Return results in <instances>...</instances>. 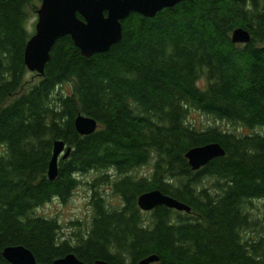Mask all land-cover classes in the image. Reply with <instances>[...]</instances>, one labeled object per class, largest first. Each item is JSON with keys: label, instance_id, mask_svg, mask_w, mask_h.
I'll list each match as a JSON object with an SVG mask.
<instances>
[{"label": "trees", "instance_id": "trees-1", "mask_svg": "<svg viewBox=\"0 0 264 264\" xmlns=\"http://www.w3.org/2000/svg\"><path fill=\"white\" fill-rule=\"evenodd\" d=\"M39 3L0 0V264H11L1 254L9 245L28 248L35 264L70 252L88 263L138 264L155 254L153 264H264V0H185L152 18L131 13L121 39L90 57L60 37L29 84L26 24ZM239 26L249 42H232ZM190 109L251 132L196 126ZM78 112L98 128L80 135ZM56 139L71 151L50 180ZM209 142L225 154L192 170L184 153ZM147 164L148 178L130 174ZM109 169L123 204L110 209L94 191L91 225L76 242L56 218L34 213L70 196L79 174L95 170L106 182ZM152 189L190 211L143 213L138 195Z\"/></svg>", "mask_w": 264, "mask_h": 264}, {"label": "water", "instance_id": "water-1", "mask_svg": "<svg viewBox=\"0 0 264 264\" xmlns=\"http://www.w3.org/2000/svg\"><path fill=\"white\" fill-rule=\"evenodd\" d=\"M185 0H40L36 9V22L33 34L28 38L23 52L27 70L38 75L44 73L49 53L55 41L63 36H70L74 45L84 57L107 51L122 36L121 22L131 13H138L152 18L166 7H172ZM233 43H247L249 31L236 27L231 33ZM95 118L78 113L74 127L80 135H89L96 130ZM68 157L71 147L61 139L53 142L52 154L47 168V176L53 180L58 173V159ZM223 155L219 143H207L190 148L185 156L193 169H198L210 159ZM137 205L143 211H150L158 205H164L178 211H190L185 203L163 194L158 189L141 193ZM5 260L11 264H35L33 253L22 245H9L1 250ZM158 260L155 254L140 259L138 264H153ZM53 264H109L104 260L87 263L73 253L53 260Z\"/></svg>", "mask_w": 264, "mask_h": 264}, {"label": "rangeland", "instance_id": "rangeland-1", "mask_svg": "<svg viewBox=\"0 0 264 264\" xmlns=\"http://www.w3.org/2000/svg\"><path fill=\"white\" fill-rule=\"evenodd\" d=\"M36 19L37 16L35 13L34 16L28 19L26 26L29 33L33 32ZM25 78L29 84L39 80V76L30 71H27ZM64 89L68 92L70 91L68 86H65ZM188 117L192 123L199 127L217 126L222 130L236 134H247L251 132V130L245 126L231 124L223 120L212 119L201 111L194 109H190ZM108 171H110V174L106 182L100 178L101 173H97L95 170L79 174L78 178L80 183L72 190L70 196L65 200L54 197L51 201L36 207L34 213L56 218L61 226L60 232L63 237L76 242L75 239L77 236L80 235L81 232H86V229L91 225V220L94 214L91 205V195L94 191L99 193L110 209L118 208L123 204L121 197L113 192L111 185V181L119 176H117V173L112 169H109ZM151 171V165L147 164L137 170L131 171L130 174L135 178H148ZM261 209L263 210L262 217L264 218V205H261ZM142 212L146 214L147 211ZM258 213L261 214L260 212Z\"/></svg>", "mask_w": 264, "mask_h": 264}, {"label": "bare ground", "instance_id": "bare-ground-1", "mask_svg": "<svg viewBox=\"0 0 264 264\" xmlns=\"http://www.w3.org/2000/svg\"><path fill=\"white\" fill-rule=\"evenodd\" d=\"M249 34H250V33H249ZM250 38H251V36H250ZM249 41H250V40H249ZM249 41H248V42H249ZM49 56H50V53H49ZM49 58H50V57H49ZM78 113H79V112H78ZM78 113H77V114H78ZM80 113H81V112H80ZM77 114H76V115H77ZM75 117H76V116H75ZM74 119H75V118H74ZM97 123H98V122H97ZM98 126H99V125H98ZM98 126H97V128H98ZM97 128H96V129H97ZM209 143H212V142H209ZM214 143H215V142H214ZM205 144H207V143H205ZM202 145H203V144H202ZM66 146H67V145H66ZM193 147H194V146H193ZM52 148H53V146H52ZM190 148H192V147H190ZM190 148H189V149H190ZM221 148L223 149L222 146H221ZM189 149H187V151H188ZM187 151H186V152H187ZM186 152L184 153V156H185ZM51 154H52V153H51ZM62 154H64V150L61 152V154H60V158H62V157H61ZM69 154H70V153H69ZM224 154H225V151H224V149H223V155H224ZM223 155H220V156H223ZM220 156H216V157H220ZM216 157H214V158H216ZM185 158H186L187 161H188V158H187L186 156H185ZM212 159H213V158H212ZM212 159H210V160H212ZM58 160H59V159H58ZM210 160H209V161H210ZM209 161H208V162H209ZM208 162H207V163H208ZM207 163H206V164H207ZM57 164H58V163H57ZM188 164H189V161H188ZM206 164L200 166L198 169H200L201 167L205 166ZM48 165H49V162H48ZM189 166H190V168H191L192 170H198V169H193V168L191 167L190 164H189ZM57 167H58V166H57ZM138 196H139V195H138ZM150 211H151V210H150ZM70 253H71V252H70ZM68 254H69V253H68ZM73 254H74V253H73ZM66 255H67V254H66ZM74 255H75V254H74ZM64 256H65V255H64ZM75 256H76V255H75ZM76 257H77V256H76ZM58 258H59V257H58ZM77 258H78V257H77ZM56 259H57V258H56ZM78 259H79V258H78ZM96 260H100V259H96ZM96 260H94V261H96ZM81 261H82V260H81ZM94 261H93V262H94ZM87 263H88V262H87ZM91 263H92V262H91Z\"/></svg>", "mask_w": 264, "mask_h": 264}]
</instances>
